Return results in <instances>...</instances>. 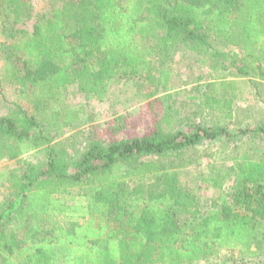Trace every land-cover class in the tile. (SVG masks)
Masks as SVG:
<instances>
[{
  "label": "trees",
  "instance_id": "trees-1",
  "mask_svg": "<svg viewBox=\"0 0 264 264\" xmlns=\"http://www.w3.org/2000/svg\"><path fill=\"white\" fill-rule=\"evenodd\" d=\"M31 10L28 0H0L7 72L32 106L28 111L15 104L1 115L0 136L14 144L10 158L32 149L45 155L43 167L8 179L14 196L0 202V264H195L223 249L238 250L235 264L264 261V158L219 175L220 190L231 175L235 188L221 192L220 206L201 212L196 195L164 168L202 138L216 136L201 124L192 133L157 125L131 139L93 138L71 164L51 144L83 112L66 102L65 86L75 84L100 101L114 79L138 75L150 57L164 65L178 49L201 54L220 80L192 99L231 117L232 96L212 95L220 88L233 91L234 82L218 70L230 60L228 74L264 82V0H66L21 36L15 25ZM216 42L239 51L224 52ZM160 75L161 82L169 71L163 67ZM161 101V122L168 126L178 112L168 105L170 93ZM11 215L16 229L25 230L21 241L5 232Z\"/></svg>",
  "mask_w": 264,
  "mask_h": 264
},
{
  "label": "rangeland",
  "instance_id": "rangeland-1",
  "mask_svg": "<svg viewBox=\"0 0 264 264\" xmlns=\"http://www.w3.org/2000/svg\"><path fill=\"white\" fill-rule=\"evenodd\" d=\"M28 1L32 7L30 17L15 25L24 31L21 36L32 32L39 15L48 13L50 8L66 0ZM1 43L3 36L0 33ZM215 44L224 52L239 51L223 43ZM156 58L150 57V65L138 75H122L114 79L105 98L100 101L79 92L75 84L65 86L63 92L66 102L82 107L83 112L80 120L64 127L62 134L51 144L58 157L71 164L93 138H100L104 142L131 139L152 133L157 125L164 130L191 132L194 125L201 124L211 132H216V136L212 139L202 138L198 144L185 150L181 160L164 164V168L176 174L179 185L196 195L201 212H205L213 206H220L221 192L235 188L236 180L231 175L224 180L220 190L217 183L219 175L239 162H257L264 158V133L259 129L264 127V82L253 76L233 77L228 74L232 64L230 60L225 61L224 68L218 71L226 73L225 81L234 82L233 91L228 87L220 88L212 95L214 97L221 93L227 98L232 96V115L226 117L224 112L217 109H204L198 104V99L191 97L206 94L209 91L208 82L220 83L217 73L208 64L201 63V54L178 49L167 58L164 65L160 64L158 56ZM7 66L8 61L0 45V116L9 115L15 104L31 111L32 106L25 97V90L12 79V72H7ZM163 67L169 71V76L160 82V70ZM149 75L152 76L150 80ZM167 93L171 94L168 105L178 112L168 126L160 118L164 106L161 97ZM222 128L226 129L225 133H220ZM0 149L3 155L0 159V202H10L14 196L8 188L10 175L22 173L30 166L43 167L45 155L42 149H32L10 158L7 154L15 147L3 136H0ZM259 193H264V187ZM81 219L77 216L78 222ZM32 222L29 219L28 223ZM17 225L19 222L11 215L9 223L5 225V232L7 235L15 232L16 240L21 241L25 230L16 229ZM239 256L238 250L223 249L218 256L195 264H235L231 260L239 259ZM248 261V264H264L257 258H249Z\"/></svg>",
  "mask_w": 264,
  "mask_h": 264
}]
</instances>
